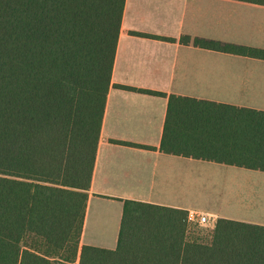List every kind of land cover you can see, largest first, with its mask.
I'll use <instances>...</instances> for the list:
<instances>
[{"label":"trees","instance_id":"trees-1","mask_svg":"<svg viewBox=\"0 0 264 264\" xmlns=\"http://www.w3.org/2000/svg\"><path fill=\"white\" fill-rule=\"evenodd\" d=\"M124 8L0 0V264H264V225L200 224L188 210L133 199L115 249L81 242ZM181 42L264 59V48ZM160 150L264 171V110L172 94Z\"/></svg>","mask_w":264,"mask_h":264},{"label":"crops","instance_id":"crops-1","mask_svg":"<svg viewBox=\"0 0 264 264\" xmlns=\"http://www.w3.org/2000/svg\"><path fill=\"white\" fill-rule=\"evenodd\" d=\"M183 35L264 48V4L125 0L83 244L117 247L126 199L198 212L205 187L223 207L213 219L264 225V171L160 150L172 94L264 110V59L184 44Z\"/></svg>","mask_w":264,"mask_h":264},{"label":"rangeland","instance_id":"rangeland-1","mask_svg":"<svg viewBox=\"0 0 264 264\" xmlns=\"http://www.w3.org/2000/svg\"><path fill=\"white\" fill-rule=\"evenodd\" d=\"M209 189H211V187H205V192L203 193V202L198 204L196 206V209H198L199 213H201L202 211H208L207 216L209 218V221H211L214 218L213 213H215V211H218V209H222L223 207L219 201H215V198L212 197L211 194H209Z\"/></svg>","mask_w":264,"mask_h":264},{"label":"built area","instance_id":"built-area-1","mask_svg":"<svg viewBox=\"0 0 264 264\" xmlns=\"http://www.w3.org/2000/svg\"><path fill=\"white\" fill-rule=\"evenodd\" d=\"M189 219L192 221H197L200 224H205L209 221V218L206 214L199 213L196 211H189Z\"/></svg>","mask_w":264,"mask_h":264}]
</instances>
